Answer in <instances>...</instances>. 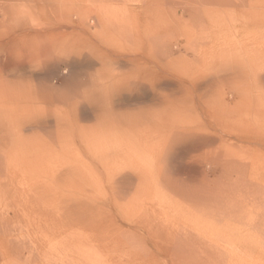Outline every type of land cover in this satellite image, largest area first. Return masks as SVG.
Listing matches in <instances>:
<instances>
[{
  "label": "bare ground",
  "instance_id": "1",
  "mask_svg": "<svg viewBox=\"0 0 264 264\" xmlns=\"http://www.w3.org/2000/svg\"><path fill=\"white\" fill-rule=\"evenodd\" d=\"M69 1L71 5L59 8L70 11L41 12L30 27L0 31V264H47L53 259L44 253L50 191L82 193L70 198L78 205L108 199L114 206L130 191L177 189L178 173L197 169L204 175L221 173L228 180L226 196L264 204V129L252 126L244 115L259 110L256 91L264 75L257 68L246 74L253 97L246 102L254 108L240 112L239 83L231 94L239 96V110L227 109L224 101V82L242 57L235 41L231 45L239 61H231L232 37L222 27L234 10L223 6L237 5V0ZM253 33L254 39L258 34ZM244 53L260 56L255 47ZM179 61L198 65L179 68ZM235 76L238 82L240 75ZM176 191L188 215H196V191ZM37 197L42 212L35 208ZM164 201L177 203L172 197L162 205ZM204 201L200 209L211 211ZM146 216L142 222L131 221L135 230L127 228L153 241L173 230ZM195 225L177 226L174 233L192 236ZM234 226L223 229L226 234L240 230ZM103 237L95 238L94 245L85 240V250L82 241H71L69 248L97 259L112 250L111 244L124 242ZM183 245L188 248L190 241ZM140 247L128 256L132 262L152 258L147 245L137 243ZM170 252L184 256L174 250L161 254L165 258ZM159 259L155 255L152 261Z\"/></svg>",
  "mask_w": 264,
  "mask_h": 264
},
{
  "label": "rangeland",
  "instance_id": "2",
  "mask_svg": "<svg viewBox=\"0 0 264 264\" xmlns=\"http://www.w3.org/2000/svg\"><path fill=\"white\" fill-rule=\"evenodd\" d=\"M238 1L240 2L238 3ZM242 2L245 3L243 4ZM242 2L241 0H237V5L234 2L233 5L231 4L232 7L222 5L224 10L227 9L230 11L231 8L232 10H234L230 13L233 15V19L231 18L232 20L229 21L228 26L222 27L223 32L226 33L228 30L230 36L232 37L230 42L227 40L229 42L228 44H230L229 48L232 47L230 48L229 54L231 55V61L233 59V61H239V58H237V56L235 55V48H233L232 46L235 41L239 43V46L237 45V48H241L239 53L240 57H242L241 63H239V65L237 64L238 67L236 66L234 71H231L228 74L227 79L224 82L223 88H226L224 101L225 104H227V109H238V105L236 103L239 100V96L237 95V93H235L234 97L232 98L231 94H233V92L235 91L234 86L236 84L239 83V85H242L241 87L243 88V97L242 99L240 98L241 102L239 104L241 113L247 108H254L251 107V105H249L248 103L253 100V97L250 96L251 94L246 87L248 85L246 74H248V72H250L252 69L257 68L264 75V54L260 51L261 49L264 50V0H258V2L257 0H242ZM241 3L243 5H241ZM245 4H247L248 6ZM69 5H71V1L69 0H53L48 3L42 2L40 0H0V31H2V29L3 31L7 29L9 30L12 27H30L35 23L36 17L41 12H61L62 10L67 12L70 11V9L67 10V8H63L61 10L59 7ZM216 7L214 9H216ZM218 7V9L222 8L221 5ZM223 9H220L218 11L221 12V10ZM219 12H217V15L220 14ZM229 16L231 17V15ZM235 18L238 20H235ZM234 20L238 22V24H233L236 23ZM249 20H253V23L251 22L252 24H250ZM236 30L238 31V35L236 33ZM250 31L252 33L254 32L253 36H256L258 34L257 37L253 39ZM257 31H259V33ZM255 39H257L258 41ZM254 40L256 41V43H254ZM252 47H255V50L260 53V56L255 54L244 57V50L250 49ZM178 63L180 64L179 68H181L185 62L180 63L179 61ZM188 63L192 62L188 61L187 63H185V67L188 66ZM189 65L190 67H188L190 69H193V67L195 69L198 64L193 65L192 63V66L191 64ZM236 74L240 75L238 82L236 81ZM25 78H27V75L23 76V79ZM241 79L243 82H241ZM259 83H261L262 86L261 84H258L259 89H256V96L258 98H256L257 100H259V102L262 103L263 101L264 103V76L262 77V80L259 81ZM57 85L59 90L63 89L61 88L60 84ZM245 89L247 91H245ZM212 96L213 99L217 98V86L215 87ZM246 99H248L249 101ZM261 103L256 105V109L259 110H257L255 114L250 113L249 116L246 114L244 115L249 123L253 124L252 126L264 129V104ZM252 114H254L255 116L258 115V117L255 118L254 123L251 122L253 121L251 117ZM242 145L246 147L243 141ZM261 159L264 160V157H261ZM233 176L234 173L231 177ZM176 178L178 180L177 189L166 190L164 192L147 191V193L130 191L129 193L125 194V199L123 201L124 205L123 203L114 206L109 205L110 202L107 199V201L102 203L94 200L96 204H90V206L82 203L81 207L80 204H75V200H71L70 198H73V196L76 195L81 196L82 193L78 194L74 191H50L49 193L51 194H48V199L49 201H52V203H55H51V205L49 204L47 209H45L50 213V215L48 213L50 221L47 218V235L45 237V240L47 239V245L45 246L46 248L44 250V253L46 255L48 253L50 259H53L50 260L47 264H91V262L92 264H171L169 259L172 258H174L175 260V262L172 264H264V204L261 203L260 200L248 202L244 197L226 196L228 180H226V178L223 177L221 173L212 172L211 174L207 173L204 175L200 170L196 169L195 171L179 172ZM235 184L238 183L236 182ZM189 187H192L196 191L195 194L197 197V205L192 203L191 201L188 202L189 204L192 203L194 205V208L198 207V209L195 211L196 215L192 216H189L186 208L182 206L181 202H184V200L181 197L180 193L176 191H182L183 189H187ZM233 187L235 188L236 185ZM67 192L70 193L68 194ZM65 194L68 196H66ZM107 194L105 196L108 198L109 196ZM250 194L252 196V193ZM37 195L39 196V193H37ZM63 196H65V198ZM170 197L176 198L177 203L170 204V202L168 201V198ZM38 198L39 197H37V199ZM166 198L167 202L169 203H166L164 201L165 205H162L163 200H165ZM206 198L209 201L206 203L211 205L212 208V210L208 212L200 209L202 203L205 202L204 200ZM37 199V206L35 208H37V210L39 211L41 209V204L39 203L40 199ZM70 203L75 204V206L72 207L73 205ZM85 205L87 207H85ZM218 207H220L221 209H218ZM141 208H143V210H141ZM40 211L42 212L44 210L41 209ZM221 212L222 219L220 221L219 219L217 220V216L221 214ZM142 215H147L146 217L148 221L152 223L159 222L160 224H162L163 229L173 230L168 233H161L156 241H153L152 238L148 237L147 235L137 236L134 231L129 230L127 227L130 226V229L135 230L134 225L131 221H141ZM190 223H194V225L196 224L195 231L192 236H185L184 234L179 235L174 233L178 231L176 230L177 226L185 228L189 227ZM228 224L235 225L234 227L240 228V230L234 229L230 234H226L223 228L227 227ZM39 225L40 224L37 223L35 224V227L37 228ZM213 225H215L214 228ZM221 227L224 230V233L221 232ZM124 228L126 229L123 231ZM219 229L220 233L218 232ZM48 232L50 233V236H48ZM98 234H100L101 236ZM102 235L105 237H103ZM114 236L116 237V239L111 240V238H113ZM99 237H103L104 239L108 238L106 239V241L110 239L109 241L120 240L124 242L119 246L111 244L112 247L110 248L112 250L99 253L100 256L99 254H97V259L94 258L91 254L90 256L87 255L89 253L86 254L87 256L85 254H81V252L76 253L73 251L72 252L74 254H70L72 253L69 248L71 241H74L75 243H77L76 241H82L81 245L85 250L87 249L88 242L94 245L93 241L95 240V238L99 239ZM85 240L89 241L87 242ZM185 240L190 241V245L188 248H185L183 245ZM37 241L39 242L38 245L42 244L43 241L42 239H40L39 230L36 236V242ZM126 242L128 244H126ZM137 243H140L141 245H147L148 249L151 250L150 252H148V256L150 258L152 257L151 259H147L145 257L144 259H138L136 261L134 259L132 262V259L128 258V256H133L134 254H137L141 251V247L136 248ZM78 244L80 243L78 242L77 245ZM156 244L157 246H160L161 249H159V247H155ZM99 246L100 245H98V247ZM98 247L96 246L95 248ZM136 249H139V252L136 251ZM171 250L176 251L179 255L181 253L184 256L181 257L180 255L179 257H174L172 256V254L174 253L170 252L168 256L164 254L166 256L164 258V256L161 254V252H167ZM62 251H64L65 253ZM84 255L87 258L84 257L82 259L81 256L83 257ZM155 255H158L160 257L158 261H152V259L155 258ZM188 255H190L191 257ZM88 257L91 258L90 261ZM37 259L39 258L36 256V260Z\"/></svg>",
  "mask_w": 264,
  "mask_h": 264
}]
</instances>
